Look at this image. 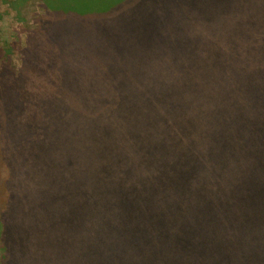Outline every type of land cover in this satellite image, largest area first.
<instances>
[{"label":"trees","instance_id":"1","mask_svg":"<svg viewBox=\"0 0 264 264\" xmlns=\"http://www.w3.org/2000/svg\"><path fill=\"white\" fill-rule=\"evenodd\" d=\"M195 2L43 0L48 20L26 69L0 88L3 158L15 143L57 153L66 143L48 191H111L114 200L89 219L70 208L53 228L47 200L30 218L19 210L16 225L2 214L6 231L21 233L17 264H170L159 263L163 221L193 210L212 211L197 253L210 264H220L217 250L234 263L244 244L264 239V0L210 1L207 20L228 21L220 41L198 48L202 58ZM234 4L241 18L230 19ZM225 44L230 61L205 58ZM16 86L31 92L27 104Z\"/></svg>","mask_w":264,"mask_h":264},{"label":"rangeland","instance_id":"2","mask_svg":"<svg viewBox=\"0 0 264 264\" xmlns=\"http://www.w3.org/2000/svg\"><path fill=\"white\" fill-rule=\"evenodd\" d=\"M210 1L213 0L195 2L196 6L192 14V39H195L196 58H202L203 54H197L198 48L200 46L207 47L209 38L217 42L221 40L224 25L228 21L225 20L220 24L207 20L205 11L209 9ZM200 2L201 5L198 6ZM197 7L203 10V14L198 11ZM230 8L232 9L230 19L241 18L242 4H234ZM46 15L43 0H10V2L9 0H0V88L10 86L8 82L10 77H16L21 70L24 72L26 69L30 54L29 46L33 44V40L38 44L42 34L40 27L48 20ZM110 29L108 26L97 28L101 33H108ZM57 31L61 33L63 27H59ZM226 47L229 46L219 45L212 52L204 50V56L206 59L208 54L216 56L218 62L224 64L232 59L227 55ZM42 55L44 56V54ZM209 60L211 61V59ZM206 66L204 65V68ZM29 74L33 79L32 82L40 83V88L37 86L36 91L44 90L43 85L45 84L39 77V71L33 69L29 71ZM29 88L32 89V83ZM12 90L19 92L20 101L27 104V100H31V92H27L24 88L16 86ZM26 120L29 121L27 118ZM33 147L25 143L23 145L15 143L14 147H8L9 156L7 158H3L0 147V210L3 209V212L0 211V264H17L18 262L20 230L16 227L12 231H6L5 226L11 217L13 224H17L19 210H25L30 218L38 201H49L50 204L46 205V209L50 210L51 227L53 228L57 222L64 220V216H67L70 208L81 210L83 217L89 219L87 215L90 216L92 212L98 211L97 207L100 202L113 203L114 200V194L111 191H89L88 195L86 191H64V184L62 191H48L51 187V174L55 176L56 180L58 177L61 179L52 165L66 155V143H63L62 150L58 153L56 149L51 150L50 147L42 146L44 149L41 146ZM14 150L26 158V169H23L22 166L19 167V159L14 155ZM59 153L60 155H58ZM77 210L75 214L78 216L81 212ZM10 213V218L2 216V214L10 215ZM189 214L191 215H174L163 221L164 227L169 228V234L168 231L161 230L164 251L160 256L159 263H162L163 260L165 263L169 261L170 264H210L209 255L202 257L197 253L209 244L203 240L207 232L203 233L202 230L209 227L212 211L193 210L192 213L189 211ZM192 218L195 219V224H192ZM24 221H27V218ZM214 243L221 245L217 241ZM246 246L251 248L242 257L234 258V263L228 262L221 254L217 255L218 250L211 256L220 264L263 263L264 239L262 241L256 239L252 245L244 244V247Z\"/></svg>","mask_w":264,"mask_h":264}]
</instances>
